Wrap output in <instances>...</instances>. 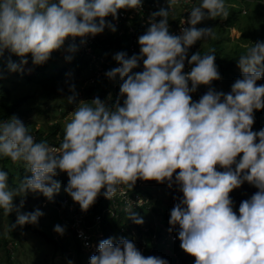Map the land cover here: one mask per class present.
<instances>
[{
  "label": "clouds",
  "instance_id": "obj_1",
  "mask_svg": "<svg viewBox=\"0 0 264 264\" xmlns=\"http://www.w3.org/2000/svg\"><path fill=\"white\" fill-rule=\"evenodd\" d=\"M140 6L141 0H0V56L6 49L21 58L30 53L34 64H43L67 37L95 36L106 26L115 31L104 18L115 19L118 10ZM169 14L165 9L153 13V18L161 19L150 22L139 37L140 55H115L120 67L106 76L119 75L123 81V106L119 97L111 107L98 97L80 102L65 125L59 148L37 142L16 117L0 121V156L22 163L31 173L13 189L8 173L0 170V208L7 215L16 211L21 226L36 224L43 213L37 209L20 214L24 200L16 207L14 198L30 191L51 200L60 191V183L53 179L59 172L69 178L65 192L87 211L101 189L111 199L119 185L132 189L138 179L167 180L171 187L179 169L175 183L183 199L171 210L169 223L178 224L180 230L178 236L173 231L166 237L179 239L195 264H264V129L252 131L254 110L264 109V85L257 86L264 76V42L252 44L238 58L242 79L234 82L230 93L210 88L193 102L190 93L199 85L221 78L214 50L191 55L188 63L194 67L183 72L189 48L213 33L196 25L205 19L227 18L229 11L225 0H201L190 12V27L180 35L170 34ZM69 51H76L75 46ZM141 59L144 70L133 73ZM27 62L22 59L21 65ZM8 68L20 70L11 61ZM217 165L226 170L217 171ZM245 181L259 191L241 202L237 215L229 194ZM128 218L143 223L132 210ZM156 224L150 222L154 231ZM54 231L62 235L64 229L56 225ZM90 264L168 262L145 257L128 239L114 243L108 238L99 243Z\"/></svg>",
  "mask_w": 264,
  "mask_h": 264
},
{
  "label": "trees",
  "instance_id": "obj_2",
  "mask_svg": "<svg viewBox=\"0 0 264 264\" xmlns=\"http://www.w3.org/2000/svg\"><path fill=\"white\" fill-rule=\"evenodd\" d=\"M243 2L245 3L243 7H245L247 10L242 13L240 9L234 10L233 8H229V15L226 18V23L229 26L231 25L239 28V21L243 18V22L249 23L250 27L253 28V33L256 37H258V41L264 42V37H262V33L259 32L260 35H256L255 32V24H258L259 28L264 29V19H261V17L264 16V3L258 2L256 0H243ZM173 5L178 13L175 12L173 16H168V23L171 25L172 30L177 26L179 22V17L182 14L181 6L175 3H173ZM159 18L161 19V17ZM108 19L109 21L107 24L112 25V16L109 15ZM127 27L128 26H124V30H126ZM138 27L139 26L137 25V28ZM202 28L209 29V27L203 25ZM218 29L220 28L218 27ZM239 29H241V27ZM117 30L118 28L115 31H112L109 28V31L107 33L104 34L102 32L100 34L95 35L93 42H91L90 44L91 54L85 53L83 50L78 48V41L82 37L69 36L65 39V42L60 49L54 50L50 54V58L46 62L40 65H36L33 63L32 60L24 66L23 70H18L20 73V77L23 81L28 84H39L45 82L44 85H46V82H49L51 85H53V87L58 88L62 85L63 79L68 78V81H70L72 80L73 76H75L77 73L81 74L83 70L87 73L85 74L86 77H84V83L83 81L78 83L80 85V88L83 90L82 92L85 98L84 102L90 103L93 99L98 97L107 106L111 107L115 105L117 98L119 97L120 105L123 106V101L124 99H126V96H122L120 98V90H118L120 89V85L123 81L119 77H116L115 79H109L106 76V73L112 70L113 64L117 62L114 59L117 53H126V56L130 58L133 55H140V50L137 49L136 52L130 51V34H128L127 32H123L121 35H118ZM222 31H217L215 35L209 38L207 47L202 43V40H199L188 50L184 68L192 65L188 63V59H190L191 55L199 53L203 56L205 54H210L212 50H214V53L216 55L215 64L221 76L219 80L212 81L210 85H199L195 92L190 93L193 102H198L200 98L204 94H206L210 88L214 89L217 92H223V90L216 89L218 81H225L228 82L229 85H233L234 82L238 79V58L242 54H245L247 49L244 52L243 50H236V52L234 53L236 54L235 56H226L224 54L223 49V47L225 46L223 43L225 37L220 33ZM73 45L75 46L76 51H69L70 47ZM63 47L67 49L70 55L67 61L63 60V58H65L64 56H60V52L62 51ZM92 55H95L94 61ZM18 59H21V57L15 55L7 49L4 51L3 55L0 56V121L16 117L17 119L21 120L26 127L29 128V132L35 137L37 142L46 141L49 145L59 148L65 135V128L62 126L60 119H56L55 114L64 113L67 108L65 107L67 106V103L60 102L52 106L53 118L46 119L41 127H36V120H33L34 122L24 120L23 118L28 115L29 111L20 107V104L23 101L20 98L13 97L12 91L9 89V87L3 84V76L9 71V61L14 63L18 61ZM100 59H102L103 62H101ZM81 63H85L84 68H82ZM139 63H143V59H141ZM97 65L104 69V72L100 76H97L96 68H91L96 67ZM75 67L79 69H75ZM73 68L74 72L71 75L69 74V71H71ZM111 82H115L118 89L116 87H114L113 89L111 87ZM259 84L260 83H257V86L264 84V76H262L261 84ZM77 87L75 89L74 98L72 102H69V107H76L79 103L80 96L79 94H77ZM67 93L68 95L71 94L70 91H67ZM48 113L49 112L45 114ZM261 123H264V109L254 110V124ZM254 124L252 126V129L254 128ZM0 170L6 171L8 173L9 184L13 189H17L19 187L25 176H31V173L27 171L26 167L22 163H14L10 160V158H6L3 156H0ZM178 172L179 169H177L176 172L173 174V182L171 187H169L167 180L163 183H159L155 180H148L147 183L149 184L139 187L136 182L133 188L130 189L135 190L137 188V191L143 192L144 194H148L149 198H153V206L151 209L152 213H156L155 215H157L158 218L162 221L161 224L156 227L155 231L154 228L151 227L150 222H146L140 214L142 210L148 208L149 203L145 206H142L140 209L132 210L143 219L142 224H136L133 222L132 219L131 222H129L130 218H128V212H125L122 208L119 210V214L117 213L116 216H112L108 214V212H102L103 207L109 204L110 200L108 198L100 197L98 201L91 205L87 211H83L87 224L91 226L95 225V227L92 229L93 232H96L97 230L103 234L101 241L108 238H113V242L116 243L121 239H128L130 241H136L135 246L139 251L140 247L144 248L142 250V254L145 257H160L167 260L168 264H178L179 261L185 262V259H187V257L191 255L185 253L182 250V248L180 247L181 241L179 239L172 241L171 239L166 237V234L173 231L174 234L178 236L180 230L179 225L177 224L174 227L170 225L169 215L164 214L165 210H162L161 201L156 194V191L158 189H155L156 191L150 192L152 186L150 184L153 183H156L158 186H160V188H165L166 192L171 198H179L177 201L174 202L175 206V204H177L181 199H183V193L179 190V185L175 183V175ZM60 174L62 173L59 172V174L53 179L58 180L61 185L60 188H62V190L59 191V193L54 194L51 200H49L42 193L39 192H36L35 195L39 196L41 198V201L47 200L48 202L51 201L58 205L61 208L63 214L67 218H69L67 206L63 205V197L68 196V194L64 190L68 182L66 183L64 180L62 181ZM15 176H18V179H15ZM119 186L127 187V185L124 184H121ZM241 187H243V193L238 192L237 190V194L235 196L237 205L233 208V211L236 212L237 215H239V206L241 202L249 200L256 192L259 191L258 188L246 181L241 185ZM144 188L150 189L146 190ZM31 193L32 192L29 191L26 195L24 193H20V195L23 194L25 196H29L31 195ZM229 196L232 197L231 194H229ZM119 205L121 206L122 203H119ZM96 214H99L101 218L99 223L94 224V217ZM7 217L9 221L7 231L5 233H2L0 231V243L4 253L2 260H0V264H24L18 259L17 255V253L19 252V245L26 247L20 237L19 230L33 229V225L25 224L21 226L17 224V217L14 212L7 215ZM68 225L72 232V235L76 239L74 229L70 226L69 222ZM146 226H148L147 229ZM122 228L124 229L125 233L123 236L120 231ZM41 232L44 236L47 237V240H51L49 239L47 233L44 230ZM55 244L58 245L57 242ZM57 247L58 249L55 250H58V252L56 251L52 253L53 259L57 258L56 253H60L61 256H69V252L71 251V249H68L69 251L67 250V244H62L61 246ZM192 258L193 259L190 263L194 262L195 264V258L193 256Z\"/></svg>",
  "mask_w": 264,
  "mask_h": 264
},
{
  "label": "rangeland",
  "instance_id": "obj_3",
  "mask_svg": "<svg viewBox=\"0 0 264 264\" xmlns=\"http://www.w3.org/2000/svg\"><path fill=\"white\" fill-rule=\"evenodd\" d=\"M163 5L164 7L166 6V9L170 12L169 16H173V14L176 12V9L173 5V3L176 4L178 2V5L180 3H184L187 1L189 7H195L198 6L201 2V0H163ZM184 1V2H180ZM258 2L264 3L263 0H256ZM225 5L227 9L233 8L234 10L240 9L241 12L243 13L245 10H247L245 7V3L243 1L239 0H225ZM232 9V10H233ZM244 9V11H243ZM263 13V12H262ZM182 18V17H181ZM180 18V21H181ZM106 24L108 23L109 19L108 16L104 18ZM261 19H264V16L261 17ZM187 21L185 19H182L183 25L184 22ZM227 19L226 18H215V19H205L201 23L197 24V28H202L203 26L209 27V29L213 30V33L210 37L216 34L217 31H222L220 32L224 37V54L226 56H235L234 54L236 50H243V52L250 48L252 44L258 41V37H256L253 33V28L250 27L249 23L243 22V18L239 21V29L238 27L235 26H229L226 23ZM190 27V25H189ZM218 27L220 29H218ZM184 28H187L184 25ZM183 28H179L176 30V33L179 35L181 34V30ZM260 29V30H259ZM109 31V28L106 26L103 30V33H107ZM255 32L256 35H260L262 33V37H264V29L259 28L258 24H255ZM260 32V33H259ZM90 37H93L92 35H89ZM203 39L202 43L204 45L208 44L209 38ZM264 39V38H263ZM96 40V39H95ZM85 47V46H84ZM89 46L86 47V49ZM82 50H85L82 49ZM85 53H90V48L87 51H84ZM60 56H64L63 58L64 61H67L68 57L70 56L67 49L65 47L62 48V51L60 52ZM93 59H95V56H92ZM102 61V59H101ZM85 63H81L82 68H84ZM90 65V63H89ZM91 68H96V72L101 71L99 66L97 65L96 67H91ZM24 67L20 65V70H23ZM75 69H79L75 67ZM81 69V68H80ZM27 70V69H26ZM29 70V69H28ZM188 70V69H187ZM191 71V68L188 70V73ZM74 72V68L69 71V74L72 75ZM238 72V79H242V72L241 69L238 67L237 69ZM86 72L82 70L81 74L77 73L75 76H73L72 80L68 81V78L63 79V83L58 89L57 87H53L49 82L44 83H39V84H28L25 81H23L20 77L19 71H8L7 74H4L3 76V84L7 85L9 89L12 91V96L15 98H20L23 102L20 104V107L22 109H27L29 111L28 115L23 118L24 120L34 122L33 120H36L35 124L36 127H41L43 125V122L46 119L53 118V109L52 106L58 104V103H67V107L64 113L61 114H55L56 119H60L62 126L65 128V125L71 121L72 119V113L76 109V107L79 105L80 102H84L85 98L83 95V90L80 88L79 83L83 81L84 83V77ZM84 75V76H82ZM88 78V76H87ZM86 81V80H85ZM79 82V83H78ZM257 83L261 84V79L257 81ZM259 84V85H260ZM264 85V84H261ZM74 86V90H71L72 87ZM79 86V87H77ZM77 87V94H79V103L77 106H70L69 103V97L74 98V92ZM217 90H223V93L228 94L232 90V85H229L228 82L225 81H218V84L216 85ZM67 91H70L71 94L68 95ZM83 95V96H82ZM82 96V97H81ZM39 110V111H38ZM49 112L48 114H45ZM54 115V117H55ZM264 129V123L261 124H254V128L252 131L254 132H259L260 130ZM257 142L258 139H257ZM242 153L239 154L236 158L237 162L242 158ZM236 165H232V169L235 170ZM217 171H225L226 169L221 168L219 165L216 166ZM61 179L62 181L64 180L66 183L68 182L69 178L67 176L66 172H61ZM15 179H18V176H15ZM58 181V180H56ZM138 182L143 183V184H149L146 181L142 182V180L138 179ZM150 188H144L146 190L150 189V192L156 191L155 189H158L156 191V194L158 198L161 201L162 205V210L164 211V214H168L170 216L171 210L174 207V202L177 201L179 198H171L169 194L166 192L165 188L158 186L156 183L150 184ZM142 187V186H141ZM146 187V186H145ZM122 188V187H121ZM124 188V187H123ZM160 188V189H159ZM143 189V190H144ZM62 188H60V191ZM238 192L243 193V187H239L237 189H234L230 194L232 197H230L233 201V208L237 205L236 202V194ZM122 193L124 192L121 191ZM137 194L139 195L140 199L133 205L129 207L127 206V210L130 209H140L142 206H137L138 204H142L144 202V199L147 200L149 203L148 208L145 210L141 211V216L146 222H157L156 225H159L162 221L158 218L157 215L152 213V206H153V198H149L148 194H144L143 192L136 191ZM153 194V193H152ZM67 198L71 197L70 195L66 196ZM64 198L63 197V205H64ZM24 200V206L23 208L20 209V214H26V213H33L37 209H39L43 215L38 218V223L32 224L33 229H20L19 234L20 237L26 247H23L19 245L18 250L19 252L17 253L18 259L23 262L24 264H90V258L98 254V246L99 243L101 242L102 235L100 237L96 235L92 236V243L88 246L83 248L78 244V241L74 238L72 235V232L69 228L68 225V219L67 217L63 214L61 208L56 205L53 202H48L47 200L41 201V198L39 196H36L35 193H31L29 196H24L21 194L20 196H17L14 198V205L16 207H19L21 200ZM125 200L130 201L129 198L125 197ZM125 211V210H124ZM17 217V212L13 211ZM8 217L4 210L0 208V231L2 233H5L8 229ZM56 225L61 226L64 229L63 234H59L56 231H54V228ZM45 231L47 233V236L51 240H47V237L43 235L41 231ZM121 234L122 236L125 234L124 229H121ZM54 240V241H52ZM58 243L56 245L55 243ZM134 244H136V241H132ZM62 244H67V250L71 249L69 252V256H61L60 253H56L55 259L52 257L53 252H58L57 246H61ZM144 248L140 247V252L142 253V250ZM69 251V250H68ZM174 251V250H173ZM4 256L3 249L1 247L0 243V260H2ZM192 256L187 257L185 259V262L179 261L178 264H194V262L190 263L192 260Z\"/></svg>",
  "mask_w": 264,
  "mask_h": 264
},
{
  "label": "built area",
  "instance_id": "obj_4",
  "mask_svg": "<svg viewBox=\"0 0 264 264\" xmlns=\"http://www.w3.org/2000/svg\"><path fill=\"white\" fill-rule=\"evenodd\" d=\"M163 2H164L163 0L162 1L141 0V6L139 8H136V9H133V8L120 9V10H118L117 18L114 19L112 17L111 23L115 27V29L118 28V30H117L118 35H121L123 32H127L128 34H130V38H129L131 41L130 48H129L130 51L136 52L137 49L140 50V45L138 43L139 37L141 35H143L147 31V29L150 27V22H152L153 20L155 22H159L160 18L159 17L153 18V13H156V12L160 11L161 9L166 10V6L164 7ZM180 2H184V1H180ZM176 4H178V2H176ZM180 6L182 9V14L179 17V22H178L177 26L172 30L171 25L169 24V32H170V34H173V35H179L178 33H176V30L179 28H184V25L186 27H189V24L187 23V21H185L184 25H183L182 19H185V20L189 19L190 12H191L193 7L192 8L189 7L190 5H188L187 1H185L183 4L180 3ZM243 11H244V9H243ZM180 18H181V21H180ZM137 25L139 26L138 28H137ZM124 26H128L126 30H124V28H123ZM139 31H140V34H139ZM94 38H95V36L90 37L88 35L86 37L79 39L78 48L81 50L85 48V50H83V51H87L90 48V44H91V42H93ZM87 46H89V47L86 49ZM90 51H91V48H90ZM89 54H91V52ZM92 56H95V55H92ZM22 59H26L28 61L27 62V64H28L29 62L32 61V56H31V54H27L25 57L18 59V61L14 62V63L17 65H21ZM93 61H94V59H93ZM100 61H101V59H100ZM101 62H103V60ZM27 64H24L21 66L24 67ZM117 67H120V64L118 62H115L113 64V69L117 68ZM192 67H194V65H190V66L184 68L183 72L188 73V70ZM99 68L101 69V71L97 72V76H100L104 72V69L102 67H99ZM143 70H144L143 63H139V66L137 68H134L132 70V72L133 73L136 71L142 72ZM116 77H119V75H117ZM111 87L113 89H114V87L117 88L116 83L113 82L111 84ZM189 87H191V81H189ZM118 90H120V89H118ZM121 97L122 96L120 95V98ZM140 180H142V182L145 181L143 179H140ZM136 182L139 185V187L146 185V184L138 182V180ZM123 187L124 186H118V190H117V193L115 194V196L112 197L111 199H109L110 205L107 204L105 207H103L102 212H108V214H110L112 216H116L117 213L119 214V210L121 208L123 210H125V212H128L127 206L128 207H129V205L133 206L138 201V199H140L139 195L136 192L137 188L135 190H130L127 187H124V188ZM123 190H124V192L122 193L121 191H123ZM104 191L105 190H101V193L97 196L95 202L98 201L99 197L100 198H106L103 195ZM125 197L129 198L130 201H128V200L126 201ZM119 203H122V205L120 206ZM146 204H148V202L146 199H144V202L142 204L136 205V207L137 206H145ZM64 205H66L67 209H68V215H69V218H67L68 222L70 223V226L74 229L75 237L78 240L79 244L83 248L88 247L92 243V236H94V238H95L96 235H98L99 237L102 235V233L100 231L96 230V232H93L92 229L95 227V225L91 226V225L87 224L84 212L81 210L79 203L75 202L72 199V197H69V198L65 197L64 198ZM134 209H136V208H134ZM134 209H130V210H134ZM100 218H101V216L99 214H96L94 217V219H95L94 224L99 223ZM129 222H131V219H129ZM147 228H148V226H146V229ZM99 234H101V235H99Z\"/></svg>",
  "mask_w": 264,
  "mask_h": 264
}]
</instances>
